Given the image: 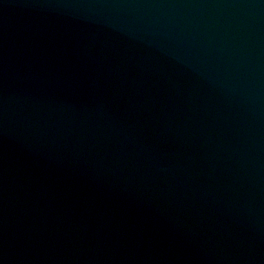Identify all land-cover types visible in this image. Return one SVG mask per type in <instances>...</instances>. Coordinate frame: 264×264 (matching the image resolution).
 I'll return each mask as SVG.
<instances>
[{"label":"water","instance_id":"water-1","mask_svg":"<svg viewBox=\"0 0 264 264\" xmlns=\"http://www.w3.org/2000/svg\"><path fill=\"white\" fill-rule=\"evenodd\" d=\"M0 264H264V0H0Z\"/></svg>","mask_w":264,"mask_h":264}]
</instances>
